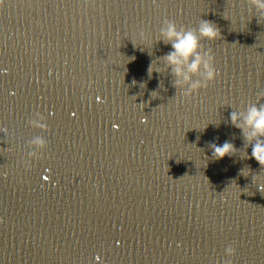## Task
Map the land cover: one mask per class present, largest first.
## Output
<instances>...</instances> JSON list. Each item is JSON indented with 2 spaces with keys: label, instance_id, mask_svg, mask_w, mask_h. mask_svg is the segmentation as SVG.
<instances>
[{
  "label": "water",
  "instance_id": "water-1",
  "mask_svg": "<svg viewBox=\"0 0 264 264\" xmlns=\"http://www.w3.org/2000/svg\"><path fill=\"white\" fill-rule=\"evenodd\" d=\"M165 20L220 32L191 96ZM259 93L250 0H2L0 264H264V168L230 119Z\"/></svg>",
  "mask_w": 264,
  "mask_h": 264
},
{
  "label": "clouds",
  "instance_id": "clouds-1",
  "mask_svg": "<svg viewBox=\"0 0 264 264\" xmlns=\"http://www.w3.org/2000/svg\"><path fill=\"white\" fill-rule=\"evenodd\" d=\"M250 4L258 12L264 14V0H250ZM164 24L166 27L160 29V34L164 43L171 44L172 48V51L164 56V59L171 66L172 74L176 77L174 86L180 87L186 84L188 90L183 92V95L191 96L201 88H206L209 82L214 81L218 75L211 49L204 51L201 41L205 39L214 41L220 37V32L211 21L207 20H201L198 28L181 26L178 29L175 22L170 20H165ZM140 35L145 37L143 31ZM201 68L204 70L203 80L193 81L192 77L197 75ZM258 95H264V93ZM230 119L235 127L241 128L245 140L249 142L252 148L251 157L258 162L261 168H264V105L249 107L244 117V125L239 123L240 115L235 111L230 114ZM37 142L42 143V141ZM210 147L213 150V159L217 160L231 156L236 152L234 145L227 141L219 146L210 144ZM261 188H264V185ZM225 251L228 257H232L236 250L229 246ZM227 264H232V261L229 260Z\"/></svg>",
  "mask_w": 264,
  "mask_h": 264
},
{
  "label": "snow or ice",
  "instance_id": "snow-or-ice-1",
  "mask_svg": "<svg viewBox=\"0 0 264 264\" xmlns=\"http://www.w3.org/2000/svg\"><path fill=\"white\" fill-rule=\"evenodd\" d=\"M0 3H2V0H0Z\"/></svg>",
  "mask_w": 264,
  "mask_h": 264
}]
</instances>
